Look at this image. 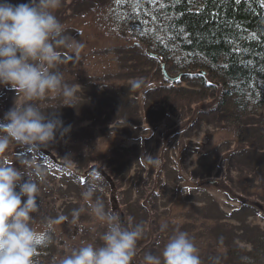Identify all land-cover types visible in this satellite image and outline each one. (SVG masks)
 I'll list each match as a JSON object with an SVG mask.
<instances>
[{
    "label": "trees",
    "instance_id": "trees-1",
    "mask_svg": "<svg viewBox=\"0 0 264 264\" xmlns=\"http://www.w3.org/2000/svg\"><path fill=\"white\" fill-rule=\"evenodd\" d=\"M22 1L25 0H9L15 5L21 4ZM99 4H103L106 12V14L105 12L102 13V19H108L109 23L114 24L112 26L113 32L115 30L122 33L120 34V37H122L120 41L135 42L138 47H141L144 60L156 62L144 53L147 49L152 50L166 63L168 72L171 75H183L178 83L187 85L183 87L185 91L191 92L193 87H197L195 92L198 94L205 96L211 92V98H215L212 100H217L221 108L226 110L231 108L233 112L230 117L233 119L228 128H231L234 141L239 142V145L236 150L228 151L229 155L227 156L228 158H225V161L235 164L232 159L240 154L238 150L244 151L246 154L251 153L257 158H264V152L250 149L255 133L264 129V6H262L260 0H121L119 3L116 0H100L97 5ZM109 6H114L115 11H110ZM91 49L90 47V51ZM139 65L141 64L139 63ZM139 65L130 67L127 71L122 69L126 73L125 76L131 77L133 73L131 70L135 69H140L141 71L138 72L142 73V66ZM108 69H103V71ZM113 69V71H119V68L115 69V65H113ZM201 72H204V74H201ZM64 73L65 83L78 85L76 107H62L59 102L61 98L53 96L46 97L36 103L41 105L43 111L51 110L52 112L45 113H55L56 118H58L59 112L66 113V116L58 118L63 122L65 128L71 130L80 125V128L85 130L86 127L80 122L72 121L67 125L66 122H70L73 119L72 116L80 112L93 113L94 109H97L95 108L94 96L86 94L87 90L94 85H99L102 88L105 86L107 89L109 86L114 89L112 82L114 80L110 79L108 83H106V80H104L105 83L102 81L96 83L90 78L94 76L93 74L85 75L81 69L67 68ZM158 75L163 78L159 72ZM141 78L144 77L142 76ZM125 81H128V79ZM141 88L146 89L147 93L151 92L147 95V100L145 99L144 102L145 108L143 110L146 117H150L152 116L151 114L156 112L149 108L151 106L149 103L150 99L156 96L154 99L157 101L155 103L157 112L159 114L165 113V117L171 115L175 119L172 114H169L173 110L168 111L166 106V110H164L165 108L161 107V104L165 103L168 97L170 100V96L178 98L180 95H177L176 92L184 91V89L172 87L166 81L163 82V87L157 88L155 82L147 79L145 81L142 79L141 87L138 89ZM3 89L5 90V88ZM122 95L128 101L132 96L131 93L126 94V92ZM112 102V100L109 103L107 102L106 107L108 108H104L98 114H94L97 117L90 120H95L96 122L99 120L101 129L103 128L107 131L103 132L98 138L89 139L91 141L82 140L78 143L79 141L75 142L67 135L57 133L55 142L47 149L61 159L62 162L66 163V166L53 164L40 153L36 154L38 157L37 162L41 160L46 162L47 175L46 182L41 183L44 193L42 198L38 200L39 212L34 214L35 223L33 226L41 230L48 217L54 218L60 214L68 216L70 221L73 209L81 206L87 209L81 193L92 180L93 173L97 171L101 173L103 171L111 178V181L106 182L103 179L102 190L98 191L97 196L104 201L106 211L111 210L112 212H118L120 216L123 215L122 222L126 226L129 223L132 225L140 224V214L135 213L133 215L127 209L128 207L131 209L130 197L134 191L142 195L138 199V204L141 206L143 203H150V209L152 208V202H161L162 195L159 194V188L165 189L169 185L172 190L169 197L174 196L171 199L169 198L171 201L165 198L163 202L167 201L169 203V215L174 214L176 211L179 213L177 220L165 221L163 216L157 217L155 231L153 232L154 237L151 234H143L142 239L137 242L136 255L132 264H138L136 261L137 257L145 256L148 247H154V255H158L167 242V237L176 230V228L174 230L170 229V226L173 225L188 230L196 228L198 235L190 237L193 238L199 249L202 264H208L205 259V253L208 257H213L215 256V251L218 252V248L215 245H213V248L209 244L210 240L205 242V236L208 239L213 238L214 241L212 232H215L216 236L221 232H223L222 234L229 232L232 237L233 242L223 246L224 249H222L224 251L222 256L225 264H264V232L259 228L246 227L254 224L252 223L253 219L258 220L260 216L264 215V210L259 209L256 205L258 202L250 201L251 197L257 201L258 198L263 197L264 189L252 184L249 174L255 175L257 172L261 179L262 174L259 171L252 170V168L250 169L249 166H243V161H239L237 164L238 175L246 174L247 177L238 178L233 175L229 171L230 167L218 163L219 159L225 156V152H222L220 147L216 151L219 154H215L217 160L210 161L209 166L203 168L201 164L207 158H205L206 154L202 155L198 163L199 167L196 166V170L190 176L187 175L186 178L182 176L181 172L184 168L182 165L183 159L176 166L171 165L170 160L168 163L170 166H166V164L160 165L158 170L156 168L152 169L148 172L149 175L145 180L141 172L131 178L130 173L127 172L128 169L135 163H141L142 161H138L134 156L135 153L130 148L126 149L123 146V142L131 139L135 140L138 128L134 130L136 136L132 137L125 133L124 127L121 132L120 128L111 129V127L108 128L101 123L108 119H111L112 122L124 120L127 123V127L135 128L132 123L141 121L142 118L139 115L140 113L138 114L136 107H132L126 101L123 102L124 105H130L131 109L130 112L126 113L129 119L123 116L122 118L115 117ZM56 106H61L62 109L59 111ZM13 107L14 103L11 102L7 112ZM94 115L90 116L93 117ZM252 117H258L259 119L256 130L244 124L245 119ZM138 125H141V122ZM176 131L184 134V129L178 128ZM171 132L172 130H167V139L162 140V148L160 147L161 150H159L160 152H164V149L168 151L166 147L169 146V143H175L176 150L178 149L179 151L177 158H179L187 144L184 141V144L180 146L177 143L178 139L171 137ZM102 138L105 140H100ZM247 138H249L247 146L250 147L244 148L246 147L244 146V140ZM179 141L183 142L182 139H179ZM92 155L95 156L93 161ZM75 157L79 158L81 164V168L78 171H75L74 165L71 166L67 163L74 162L73 158ZM99 157L106 160V172L97 167L96 158ZM170 158L171 154L168 152L165 160L168 161ZM165 160L158 158L160 164H164ZM84 165H87V167ZM141 166L143 165L141 164ZM204 169L206 171H203ZM212 171L217 172L215 180L210 179ZM165 172H168L169 175L171 174L170 178L162 175ZM178 174L181 178L174 179L173 177H177ZM118 175L119 177H117ZM59 182H67L72 187L75 200L70 203L68 201L58 209L53 206L54 202L50 201L49 198L52 196L50 191L61 190V188H58ZM244 182H246V187H243L242 183ZM213 190H218L227 203L237 204L238 207L235 208L240 209L233 208L229 214L230 217L226 216L228 214L225 213L226 215L222 216V220H207L204 218L206 217L204 214L201 218L199 215L196 216V213L197 211L204 213L209 210L210 204L217 206L216 202L210 199V203L206 204H209L208 206H197L195 202L199 201H192V198L182 199V195L185 193H190V195L204 193V195L209 197V192ZM252 191H256L259 194L251 196L250 193ZM125 192L129 196L123 198L122 195ZM123 202L125 203L123 204ZM135 206L136 204L133 203V207ZM218 211H222L221 207L218 208ZM250 211L254 213L252 216L243 215ZM86 212L87 215L81 214L77 224L64 222L55 226V230L51 234V243L47 246H40L37 249L35 259L38 264H59L60 260L71 254L72 249L80 247L82 242L89 243V241H94L97 246L103 243L101 236L106 228L96 221L93 216L89 215L87 210ZM88 218L96 222L97 226L94 224L92 227L96 226V228H88L81 232L80 228H86L87 226L84 219ZM229 222H235L239 227L243 226L240 228L238 236L242 235L244 237L245 231L255 234L249 239L252 245L246 246H251L252 249L250 251L244 247L230 246L235 241L233 237L236 233L231 230H234L236 225L234 223L230 225ZM161 224L168 225L164 232L160 231ZM218 228L222 229L218 230ZM68 235H72L73 240L77 239L80 242L65 243Z\"/></svg>",
    "mask_w": 264,
    "mask_h": 264
},
{
    "label": "rangeland",
    "instance_id": "rangeland-1",
    "mask_svg": "<svg viewBox=\"0 0 264 264\" xmlns=\"http://www.w3.org/2000/svg\"><path fill=\"white\" fill-rule=\"evenodd\" d=\"M100 0H61L60 7L56 10L55 15L60 20L62 24H64L66 28V34L73 37L75 40L82 42L85 47L82 50L80 54L79 60H76L75 58L69 60L67 59L68 55H71L68 53L66 49H62V55L65 59V63L59 65V70L65 74V70L67 68L70 69H81L85 75H91L90 78L94 80V82L98 83L100 81L104 82L106 80V83L111 79H113V86L114 89L110 88L108 86V89L104 86L103 88L99 85L91 86L90 89L87 90L86 94H92L93 99L95 100V108L93 113L88 112H80L78 114L73 115V119L70 122H66V125L73 122H80L83 124L86 129H81L80 125L77 126L75 129H71L67 132V135L69 136L73 141L80 143L82 140L85 141H91L89 139L98 138V136H101L103 132H107L105 129H101V125L95 120H92V118L97 117V115L101 110L106 107V103L112 102L113 107V113L115 117L122 118L127 117L126 113L130 112V105H124L123 102H127L128 104H131L132 107H136L138 114L142 118L141 121L133 122L135 128L127 127V123L124 120L120 121H113L111 119H108L106 121H102L101 124H105L108 128H120L121 132L124 127L125 133L127 135L134 137V135L137 137L131 140H126L123 142V146L128 149L130 148L133 153H135V158L138 161H142L141 163H135L130 169H128V173H130V177L133 178L135 175H138L139 172L143 173V179L145 180L148 177V172L152 169L156 168V170L159 169L160 165H166L170 166L168 163L171 160V165L179 164L180 160L183 159L182 165L184 168L181 170L182 176L186 178V176H190L193 171L196 170V166L199 167L198 163L202 155L206 154L207 158L204 162H202V167L205 168L209 166L210 161L217 160L215 154H219L216 152L220 147L221 151L225 152V156L221 157L219 159V162L221 165H225L230 167L229 171L237 176L238 178H244L247 177V175H238L239 170L237 168V164L239 161H243V166H249V168L252 170L259 171L262 174V179L259 177V174L256 172L255 175H250V181L252 184L257 185L258 188L264 189V158H257L253 154L249 153L246 154L244 151L238 150L240 152L237 157L233 158L235 164L232 162L225 161V158H228L227 156L228 151H234L237 149L239 142L234 141V135L231 131V128H228L232 117H230L231 113L233 112L230 109H223L219 106V103L217 100H212L215 98H211L210 93L207 95H201L195 92L197 90V87H193V90L191 89V92L185 91L183 87H186L187 85H184L185 83H174L172 87L178 88V89H184V91H177V95H180L178 98L176 96H170L166 99V102L161 104V107H164L166 110H173L171 113L174 118L169 115L168 117H165L164 114H159L157 112L156 104L157 101L154 99L156 96H152L153 98L150 99V109L152 108L153 111H156L154 114H151L152 116L146 117L144 112V102L145 99L147 100V95L150 93H146V89L141 88H132V83L134 81H145V79L149 81H153L156 83L157 88L163 87V78H160L158 75L161 74L159 63L157 62H148L147 60H144L143 58V52L141 50V47H138V45L135 42L130 41H120L122 37H120V34H122L119 31H112L113 25L112 23H109L108 19L103 20L102 19V13L105 12V8L103 7V4H98ZM29 0L22 1V3H28ZM12 3V2H10ZM15 5V4H13ZM17 5V4H16ZM97 5V6H96ZM110 11H115L114 6H109ZM106 14V12H105ZM90 47L92 48L90 51ZM149 51V50H148ZM150 52V51H149ZM145 53V52H144ZM139 63L141 65H139ZM113 65H115V69L119 68V71H113ZM136 65L142 66L143 72L139 73L138 70H131L133 73L131 74V77L125 76V72L122 69H125L126 71L130 67H134ZM63 68V69H62ZM107 71H103V69H107ZM110 72V74H108ZM115 76V77H114ZM144 78H141V77ZM173 76V75H172ZM175 76V75H174ZM122 79V83H121ZM128 79V81H125ZM5 88V90L3 89ZM152 88V86H151ZM125 91H122V90ZM126 94H132L129 101L127 98L123 97V93ZM161 94V93H159ZM122 95V96H121ZM0 96L3 97V99L0 100V123H5V114L7 113V110L9 108V105L11 102L14 103L19 97L17 96V93L14 89H11L10 86H4L0 85ZM61 103V100L59 101ZM59 103V104H60ZM62 104V103H61ZM153 105V106H152ZM166 106V107H165ZM58 110L60 111L62 109L61 106H56ZM200 109V110H197ZM141 111V112H140ZM159 111V110H158ZM44 112H52L51 110H46ZM65 113V112H64ZM90 115H94L93 117ZM66 116V113L63 114L62 111L59 112V117ZM106 116V115H105ZM56 117V115H55ZM109 117V116H108ZM182 121V123H181ZM258 117H252L247 118L244 120V124L246 126H250L253 130H256L258 126ZM141 122V125H138ZM131 123V122H129ZM178 125V126H177ZM83 126V127H84ZM177 126V127H176ZM137 129V133L135 134V129ZM184 129V134L181 132H177L176 130ZM167 130H172L171 137L174 139L177 138V143L182 146V144L185 143L187 146L183 149L182 154L179 158H177V154H179L178 149L176 150L175 143L171 142L169 143V146L166 147L167 150L164 149V152H160L161 146H162V140L167 139L166 138V132ZM112 131V130H111ZM180 131V130H179ZM179 133V134H178ZM181 133V134H180ZM179 139H182L183 142L179 141ZM100 140H105L104 138ZM244 148L250 147L247 146L249 142V138L244 140ZM84 143V142H83ZM108 145V143H107ZM252 147L250 149L253 150H259L264 152V129L262 131H257L254 135V139L252 140ZM122 147V149H124ZM161 147V148H160ZM255 148V149H254ZM160 149V150H159ZM237 151V152H238ZM168 152L171 154V158L166 161L165 157L168 155ZM29 152L27 149L21 148L17 145H11L8 152L4 154L3 160H6L10 163H12L15 167L21 168L20 161L29 158L30 154L27 155ZM173 153L175 154L173 156ZM221 153V152H220ZM244 153V154H242ZM242 154V155H241ZM23 155V156H22ZM147 156H151L153 158H162L165 160L164 164H160L158 161V164L151 165L147 163ZM218 157V156H217ZM74 162H67L71 166H75V171H78L81 168L80 160L79 158H73ZM95 160V156L92 155V161ZM90 162V161H89ZM97 167L99 169L105 170L106 172V165L105 159L96 158ZM141 164L143 166H141ZM87 167V165H84ZM72 169H74L72 167ZM127 169V168H126ZM22 170V169H21ZM202 170V169H200ZM203 171H206L204 169ZM155 176L157 175L156 172L154 173ZM142 175V174H141ZM162 175H166V177L170 178V175L168 172L162 173ZM113 176V175H112ZM111 176V177H112ZM119 177V175L117 176ZM217 177V172L212 171V177L211 180H215ZM176 178H181L179 174ZM140 179V178H139ZM218 179V178H217ZM50 182V181H49ZM58 182V181H57ZM39 183V182H38ZM238 183H240L238 181ZM243 187H246V182L242 183ZM240 186V185H238ZM262 186V187H261ZM40 192L38 195V200L42 198L44 191L42 190V184H39ZM58 188H61V190H47L52 192L50 195L49 200L54 202V205L56 208L62 207L65 203L69 201V203L72 200H75L73 197L72 187L68 185L67 182H59ZM242 188V187H239ZM71 190V191H70ZM159 194L162 195L161 202H152V208L150 209V203H143L141 206L138 204L139 198L142 197V195L138 194L137 191H134L130 197L131 199V209L128 207V212L134 215L135 213L140 214V224L144 226V234L152 235L154 237L153 232L155 231L156 223H157V217L160 215L164 217L165 221L169 220H177L179 213L176 211L174 214L169 215V203L167 201L163 200L168 198L169 201L171 198L169 195L172 193L171 187L168 185V188L160 189ZM17 191H19V188L17 187ZM70 191V192H69ZM262 193V192H260ZM210 196L204 195V193L200 194H191L185 193L182 195L183 200H187L188 198H192V201H199L195 202L197 206L206 205L208 202L210 203V199L212 201L216 202L217 206L214 204H210V209L205 211L204 213H200L197 211L196 216L199 215L201 218L205 215L207 220H219L222 218V216H225L227 213L228 217L231 213L234 204L227 203L221 196V194L216 191H210ZM259 194L256 191H252L250 193L251 196ZM98 195V192L96 193V196ZM190 195V196H189ZM129 196L125 192L124 195H122L123 198H126ZM95 198V196L93 197ZM170 198V199H169ZM250 201H256L260 203V206L264 210V191H263V197L258 198L257 200H254V198H250ZM125 202H123L124 204ZM133 203L136 204L135 207H133ZM142 203V202H141ZM83 204V202H82ZM262 204V205H261ZM209 205V204H208ZM206 205V206H208ZM221 207V212L218 211V208ZM239 210L240 208H235ZM131 211V212H130ZM248 213V214H246ZM243 215H251L254 214L251 211L246 212ZM84 215H87V212L85 211L83 213ZM204 214V215H203ZM34 215V214H33ZM35 217V216H34ZM209 218V219H208ZM222 220V219H221ZM84 222L86 223V228L82 227L80 228L81 232L88 228H96L97 224L96 222H93L91 218L84 219ZM236 225V228L234 230H231L236 233V235L233 237L234 243L230 244V246H238V247H244L247 248L248 251H250L252 248L251 246L246 247L248 245H252V243L249 241L250 238H252L253 235H255L253 232H246L244 233V237L238 236L239 230L241 227L235 222H229L230 225ZM252 223L253 225H249L246 227L249 228H259L264 232V215L260 216L258 220L253 219ZM38 224V223H37ZM96 225L92 227L93 225ZM255 225V226H254ZM147 226V229H146ZM149 226V227H148ZM179 229L182 231H186L189 233L190 236H197L198 233L196 231V228L194 230H188L184 229L183 227H178L177 225L170 226V229ZM222 229V228H221ZM218 228V230H221ZM106 231V230H105ZM214 235V241L213 238L208 239L207 236H205V242L210 240L209 244L215 245L218 252L215 251V256L208 257L205 253V259L208 264H217L215 258H219V264H225L223 260L222 253L224 252L222 249H224L223 246L229 245V243L233 242L232 237L229 235V232H225V234H222L223 232L219 233L218 236H216L215 232H212ZM200 234V231H199ZM172 235V234H171ZM170 235V236H171ZM86 236V235H84ZM243 237V238H242ZM72 235H68L67 240H65V243H71V242H80V240H73ZM168 238V237H167ZM197 239V238H196ZM195 239V240H196ZM204 239V238H203ZM200 240V239H199ZM202 242V240H200ZM89 243H93L97 246V244L94 241H89ZM102 243L98 246H101ZM214 248V247H213ZM215 250V249H214ZM146 253H152L154 254V247L151 246L148 247ZM203 258V256H201ZM144 255L142 257H137L136 261L138 264H142ZM46 262V261H45Z\"/></svg>",
    "mask_w": 264,
    "mask_h": 264
},
{
    "label": "clouds",
    "instance_id": "clouds-1",
    "mask_svg": "<svg viewBox=\"0 0 264 264\" xmlns=\"http://www.w3.org/2000/svg\"><path fill=\"white\" fill-rule=\"evenodd\" d=\"M60 5L61 0H29L18 5L0 0V85L10 86L19 97L5 114V123H0V264H38L37 249L51 243L55 226L64 222L77 224L86 210L106 228L101 236L103 243L96 246L82 242L59 264H132L144 226L131 223L126 226L118 212L106 211L104 201L96 196L103 183L99 171L93 173L81 193L87 209L84 206L73 209L70 221L60 214L48 217L41 230L33 226V214L39 212V184L46 182L47 175L46 162H37L36 154L49 148L57 133L64 135L70 130L55 113L46 114L36 102L53 96L61 98L62 107H76L78 85L65 83L58 66L65 63L62 49L71 54L67 59L79 60L85 47L66 34L64 24L55 15ZM141 84L142 81H134L132 88ZM11 145L30 153L29 158L20 161L21 168L3 160ZM146 158L148 164H158L156 158ZM167 227L161 224L160 231ZM215 259L219 264V258ZM142 264H202V261L189 233L176 229L160 253H146Z\"/></svg>",
    "mask_w": 264,
    "mask_h": 264
},
{
    "label": "water",
    "instance_id": "water-1",
    "mask_svg": "<svg viewBox=\"0 0 264 264\" xmlns=\"http://www.w3.org/2000/svg\"><path fill=\"white\" fill-rule=\"evenodd\" d=\"M152 56L157 58L156 55H152ZM161 67H162V73H163V76H164V78H165L167 81L173 83V82H175V81L178 80V77H177V78H172V77H170V76L167 74V72L165 71V67H164L163 64H162ZM42 153H43L45 156H49V153L46 152V151H42Z\"/></svg>",
    "mask_w": 264,
    "mask_h": 264
},
{
    "label": "snow or ice",
    "instance_id": "snow-or-ice-1",
    "mask_svg": "<svg viewBox=\"0 0 264 264\" xmlns=\"http://www.w3.org/2000/svg\"><path fill=\"white\" fill-rule=\"evenodd\" d=\"M117 3L121 2V0H116ZM262 6H264V0H260ZM255 38V37H254Z\"/></svg>",
    "mask_w": 264,
    "mask_h": 264
},
{
    "label": "bare ground",
    "instance_id": "bare-ground-1",
    "mask_svg": "<svg viewBox=\"0 0 264 264\" xmlns=\"http://www.w3.org/2000/svg\"><path fill=\"white\" fill-rule=\"evenodd\" d=\"M1 99H3V97H2V96H0V100H1Z\"/></svg>",
    "mask_w": 264,
    "mask_h": 264
}]
</instances>
